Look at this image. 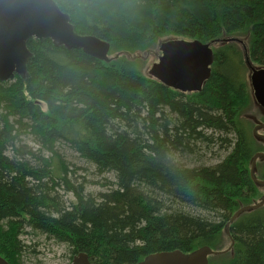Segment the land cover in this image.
<instances>
[{"label":"trees","instance_id":"trees-1","mask_svg":"<svg viewBox=\"0 0 264 264\" xmlns=\"http://www.w3.org/2000/svg\"><path fill=\"white\" fill-rule=\"evenodd\" d=\"M54 1L75 32L109 44L111 60L30 39L28 79L0 82V256L23 264L21 237L30 233L91 264L221 250L225 225L259 195L249 176L259 144L246 114L254 103L243 48L264 68V0ZM169 39L213 47L200 92L147 75L152 48ZM59 145L113 174V186L93 195L75 185ZM215 149L227 153L215 166L189 165ZM229 237L231 250L208 264H264V206L238 216Z\"/></svg>","mask_w":264,"mask_h":264},{"label":"water","instance_id":"water-1","mask_svg":"<svg viewBox=\"0 0 264 264\" xmlns=\"http://www.w3.org/2000/svg\"><path fill=\"white\" fill-rule=\"evenodd\" d=\"M30 39L49 40L54 47L81 50L87 56L109 62L110 46L107 42L92 36L75 32L70 16L61 11L54 0H0V82L6 83L19 78L28 79L27 66L33 54L28 50ZM225 42L241 43L239 39ZM160 55L146 73L163 86L182 93L200 92L211 74L214 52L211 44L197 40L169 39L159 43ZM244 63L247 67V81L251 89L253 103L264 109V68L255 67L249 61L245 48ZM251 118V116H250ZM259 122H255L252 134L264 140V135L256 132ZM264 159L263 152L251 157L249 175L255 186L264 187V181L257 179L256 161ZM264 206V197L251 205L240 207L225 225L229 239L226 249L213 250L207 245L189 253L179 250L159 252L146 256L135 264H208L209 258L225 254L231 250L233 241L229 237V225L243 213ZM0 264H9L0 256ZM69 264H91L87 254L80 252L72 257Z\"/></svg>","mask_w":264,"mask_h":264},{"label":"rangeland","instance_id":"rangeland-1","mask_svg":"<svg viewBox=\"0 0 264 264\" xmlns=\"http://www.w3.org/2000/svg\"><path fill=\"white\" fill-rule=\"evenodd\" d=\"M158 47L159 44L156 47L152 48L151 52L155 51L159 55ZM157 57H158L157 55H150L149 66L157 61ZM246 114H251L253 115L254 118L264 121L262 113L255 105H253L252 108L249 111H247ZM253 127H254V123L251 121V129H250L251 133ZM260 133L264 134V131H260ZM257 143L259 144V150L264 151V144L260 142ZM29 146L34 147L33 144L30 142H29ZM58 149H59V154L62 156V159L68 164V167L70 169L75 170V174L72 177L71 174H69V177H71V181L75 185L82 183L86 193L96 195L99 192H104L105 190H107V188H110V186H113V184L115 183V178L113 174L111 173L101 174L97 172L92 164L81 159L78 156V154L73 152L67 146L59 145ZM226 155L227 153L225 151L215 149V155L212 158H209L210 156L206 155L204 159H198V161H194L189 165L199 166L200 164L204 163L207 166H215L222 159H225ZM260 170H264V161L258 162V173H260ZM60 191L61 190H59L58 192L59 195L62 197L63 202H67L68 204V202L74 200L72 194L66 193L65 195L64 192H60ZM263 194H264V189L259 188V195L257 198H254L253 201H257V202L260 201L262 199L261 197ZM195 213H199V212L196 211ZM21 239L23 243L26 245V251L22 254L23 264H69L70 263V254L69 251L66 249L65 245L57 244L53 240L48 239L43 235H38L33 233H30L28 235H23ZM228 244L229 242L226 238L224 244L222 245V249H226Z\"/></svg>","mask_w":264,"mask_h":264},{"label":"flooded vegetation","instance_id":"flooded-vegetation-1","mask_svg":"<svg viewBox=\"0 0 264 264\" xmlns=\"http://www.w3.org/2000/svg\"><path fill=\"white\" fill-rule=\"evenodd\" d=\"M257 107V106H256ZM259 110H260V112L262 113V116H263V118H264V109H262V108H260V107H257ZM251 121L254 123V127H255V122L257 121V122H259V128L256 130V132L258 133V134H260V135H264L263 133H260V131H264V121H262V120H260V119H256V118H254V117H251ZM253 127V128H254ZM253 130V129H252ZM252 136H253V134H252ZM253 138H254V140H256V142H260V143H263L264 144V140H260V139H256V137H254L253 136ZM256 152H263L264 153V151H261V150H258V151H256ZM255 152V153H256ZM253 156V155H252ZM259 161H264V159H262V160H257L256 161V176H257V178L258 179H261V177L259 176V173H258V162ZM250 162H251V159L249 160V167H250ZM250 176V175H249ZM252 181V180H251ZM254 184V183H253ZM255 185V184H254ZM261 189H264V187H262ZM264 195V194H263ZM262 195V199H263V196ZM260 198V199H261ZM261 199V200H262ZM253 202H257V201H253Z\"/></svg>","mask_w":264,"mask_h":264}]
</instances>
